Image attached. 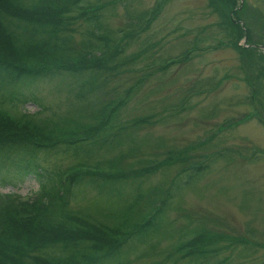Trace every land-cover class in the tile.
I'll return each instance as SVG.
<instances>
[{"label": "rangeland", "instance_id": "rangeland-1", "mask_svg": "<svg viewBox=\"0 0 264 264\" xmlns=\"http://www.w3.org/2000/svg\"><path fill=\"white\" fill-rule=\"evenodd\" d=\"M107 1L88 0L91 6ZM110 1L112 5L107 4L99 11V20L112 31L110 36L117 39L122 32L144 26L153 10L147 11L156 3V0ZM208 1L166 0L158 6L145 27L123 40L124 55H135V61L126 62L110 77L99 73L102 84L90 95L85 92L74 99L73 92L84 89L62 74L39 79L29 87L21 85L24 102L15 96L14 105L0 103L7 119L24 113L41 125L54 122L46 125L45 130L62 129L61 136L69 138V143L61 145L64 151L36 153L35 161L48 169L71 166L85 157V148L96 151L95 145L104 140L111 141L112 151L98 159L97 153L93 154L92 162L102 163L120 156L106 171L115 175L140 169L146 162L160 161L168 151L184 154L190 150L199 156L222 152L199 179L170 198L166 218L171 227L163 226L152 234L154 239H145L146 243L136 242L139 238L136 234L134 240L130 239L135 241V251L122 253L119 259L109 261L112 264L122 261L123 264H213L218 260L222 264H264V0H235V7L241 6L238 22L248 28V42L244 35L236 36L224 20L222 23ZM139 15L140 20L133 22ZM85 26L81 19L73 24L71 36L76 44L84 35ZM234 41L237 45L251 46L250 53H239ZM194 45L197 49L187 59L166 65L168 58L179 56ZM128 87L125 98L123 94ZM11 88L15 94L17 85L12 84ZM7 92L0 86V97ZM109 100H114L113 106L119 101L114 123L146 116H150L151 123L142 122L112 136L107 133L86 139L77 136L86 126L96 127L94 112L96 119V110ZM5 164L0 163V170ZM176 169L174 164H165L149 173L137 171L142 176V190L148 191L136 201L124 182L116 183V193L100 198L90 189L76 187L78 192L75 190L76 194L69 197L68 206L75 217L84 216L87 226L79 219L73 218L72 222L97 240L105 241L104 229L105 236L119 239L120 230L132 229L142 221L149 204L161 194ZM10 172L15 174L14 170ZM0 173L1 182L6 175ZM12 180L13 185H0V193L15 192L28 200L33 197L38 187L33 175ZM185 229L219 234V244L226 247L207 255V259H175L169 263L165 256L177 243L178 231ZM168 233L172 237L168 238ZM66 255L41 256H60L65 264L82 261L68 262Z\"/></svg>", "mask_w": 264, "mask_h": 264}, {"label": "trees", "instance_id": "trees-1", "mask_svg": "<svg viewBox=\"0 0 264 264\" xmlns=\"http://www.w3.org/2000/svg\"><path fill=\"white\" fill-rule=\"evenodd\" d=\"M165 1L156 0L153 9L147 11L153 10L147 15L144 26L122 32L117 39L110 36L112 31L106 29L99 20V11L105 5L113 4L110 0L92 6L88 0H0V86L8 89L7 94L0 97V103L14 105L16 97L17 100L19 98L18 101L24 102L25 100L21 99V85L29 87L39 79L62 74L69 76L71 82L76 83L79 89H84V92L79 90L76 94L73 92L74 99L81 97L85 92L90 95L102 84L98 80L99 73H106L105 76L110 77L126 62L135 61V55L128 57L124 55L123 40L132 38L138 30L145 27L156 9H159L158 6ZM208 2L212 10L220 15L222 23L224 20L236 36L244 35L247 42L249 41L248 28L238 22L241 6L235 7V0ZM140 15L133 22L137 23ZM79 19L83 20L86 26L84 35L76 44L71 33L73 24ZM119 39L120 42L117 41ZM233 46L239 53H250L251 46L237 45L236 41L233 42ZM193 49L197 47L194 45L186 49L180 54L182 57L179 55L168 58L166 65L187 59ZM12 84L17 85L15 94L11 88ZM70 88L72 87L68 86V89ZM128 89L129 87L123 94L125 98L129 94ZM196 89L193 90L201 91ZM113 101H106L99 106L96 110L98 112L96 119L94 112V120L98 123L96 127L86 126L82 134L77 136L83 137L82 139L99 137L105 133L112 136V133L120 134L129 127L133 129L136 124L151 123L150 116L114 123L112 120L119 101L116 100L114 106L111 104ZM2 109L0 107V163L6 164L0 171H3L6 177L0 185H13L11 182L14 177L21 179L33 175L38 187L29 200L21 199L15 192L0 193V264H65L60 256L50 258L41 256L46 253L51 255L67 253L68 262L82 260L79 264H112L109 261L116 257L119 259L122 253L127 255L135 251V241L154 239L151 238L153 233L163 229V226L171 227L166 218L170 198L176 191L180 193L183 188L199 179L208 170L214 157L222 156V152L216 154L207 152L199 156L190 150L184 154L168 151L160 161L153 164L146 162L140 169L115 175L106 171L120 159V156L102 163L96 160L92 162L93 154L97 153L98 159L112 151L111 141L104 140L95 145L96 151L93 148H85L83 151L85 157L71 165V172L70 166L48 169L35 161L36 153L64 151L66 149L61 145L69 143V138L61 136L62 129L54 132L49 128L45 130L46 125H52L54 122H41V125L37 123L40 121L34 122L30 119L31 116L24 113L9 120ZM23 116L25 119L21 120ZM83 116L87 118L86 115ZM165 164L176 165V172L163 187L161 194L151 201L148 213L142 215V221L132 229L120 230V234L124 236L121 240H115L114 236H105V230L102 235L105 241L97 240L96 236L90 237L88 230L86 232L72 222L73 218L79 219L87 226L86 221L82 219L84 216L75 217L68 206L69 197L76 194V187L77 190L90 189L95 192L96 198H100L113 195L117 190L116 183L124 182L132 190L136 201L148 191L142 190V176L139 173H149ZM12 170L15 171L14 175L10 172ZM192 231L193 229L178 231L177 243L169 248L165 260L171 263L175 259L189 261L193 258L207 259L208 256L226 247L219 244V234H212L205 229H198L194 233ZM136 234L139 238L130 241L134 240ZM167 237H172V233H168ZM123 263L124 261L121 262ZM213 264H222V260Z\"/></svg>", "mask_w": 264, "mask_h": 264}, {"label": "water", "instance_id": "water-1", "mask_svg": "<svg viewBox=\"0 0 264 264\" xmlns=\"http://www.w3.org/2000/svg\"><path fill=\"white\" fill-rule=\"evenodd\" d=\"M263 50H264V47H263Z\"/></svg>", "mask_w": 264, "mask_h": 264}]
</instances>
